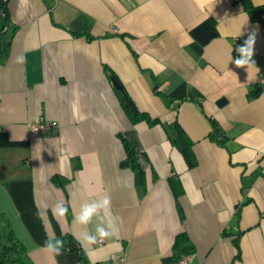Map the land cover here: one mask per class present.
Returning <instances> with one entry per match:
<instances>
[{
  "label": "crops",
  "instance_id": "0c3cea01",
  "mask_svg": "<svg viewBox=\"0 0 264 264\" xmlns=\"http://www.w3.org/2000/svg\"><path fill=\"white\" fill-rule=\"evenodd\" d=\"M6 2L16 30L0 66V212L23 264H264V0ZM249 38L251 62L237 67V40ZM112 77L155 125L129 121ZM36 123L57 127L35 134ZM176 123L193 143L191 170ZM119 135L143 175L120 167ZM105 193L119 247L86 250L73 215ZM180 233L195 251L171 260ZM53 237L66 239L55 257L41 250Z\"/></svg>",
  "mask_w": 264,
  "mask_h": 264
},
{
  "label": "trees",
  "instance_id": "16d2710c",
  "mask_svg": "<svg viewBox=\"0 0 264 264\" xmlns=\"http://www.w3.org/2000/svg\"><path fill=\"white\" fill-rule=\"evenodd\" d=\"M0 11L3 13L4 16V18L0 17V66H1L8 61L11 40L16 28L11 27V22L8 17L6 0H0ZM254 12H255V16L257 18H260V14L264 13V7L258 9L256 8L254 9ZM7 24L10 26V28H12L10 32H5ZM240 56L241 53L234 52L235 60L240 58ZM126 98L127 96L125 95V93L120 91L119 92L120 103L126 115L129 117L130 119L129 121H131L133 124H136L139 121L140 122L145 121L151 126L157 123V120H151L149 116H147L146 114L140 113L136 110L131 112L129 108L126 107L127 106L125 100ZM173 133H175L181 140V144H178L176 141H173V144L175 145L174 147L178 149L181 156L183 157L182 160L185 161L187 168L189 170L195 168L197 164V160L192 150V146H193L192 141L185 135V133L177 123L174 125ZM221 136L222 135L220 134L217 125L211 121V131L208 135V138L211 141H214L215 143L221 145V142L217 141V139ZM118 138L123 146L122 149H124V153H125L124 159L121 162H119L120 167L123 169H129L134 173H139L140 175H143V171L141 170L137 160L134 144L131 141L122 137L121 135H119ZM52 183L57 186H63L65 180L60 179V177L58 176H54L52 178ZM178 213L180 219H182L183 215L180 208H178ZM172 244H173L172 255L170 258L171 260L178 257H186L192 255L195 251L192 242L185 233L178 234L175 237L174 242ZM24 254H25L24 248L22 244L14 236L9 220L2 212H0V264H23ZM81 261L83 264H87L85 258H81Z\"/></svg>",
  "mask_w": 264,
  "mask_h": 264
},
{
  "label": "clouds",
  "instance_id": "9594fccd",
  "mask_svg": "<svg viewBox=\"0 0 264 264\" xmlns=\"http://www.w3.org/2000/svg\"><path fill=\"white\" fill-rule=\"evenodd\" d=\"M254 40L249 38L244 47L238 49L241 53L240 58L235 60L237 67H245L251 62L252 46ZM19 62L23 61V57H17ZM69 209L64 201H57L52 206L53 217L65 219ZM73 224L79 229L76 234L77 240L86 250H91L94 245L100 241H113V247H119L116 241L120 237V218L112 211L111 196L107 193L99 198L85 200L74 212ZM65 244L61 238H49L45 241L43 252L55 257L62 253ZM102 251V250H101Z\"/></svg>",
  "mask_w": 264,
  "mask_h": 264
},
{
  "label": "built area",
  "instance_id": "2783aa9c",
  "mask_svg": "<svg viewBox=\"0 0 264 264\" xmlns=\"http://www.w3.org/2000/svg\"><path fill=\"white\" fill-rule=\"evenodd\" d=\"M231 1V0H228ZM247 39H239L237 40V43L240 45H245ZM57 125L56 123H36V124H31L30 125V130L32 133L39 134V133H44L45 131H50L53 133L56 129ZM101 243V241L99 242ZM110 264H123V260L118 259L117 257L112 256L109 259Z\"/></svg>",
  "mask_w": 264,
  "mask_h": 264
},
{
  "label": "water",
  "instance_id": "95a60500",
  "mask_svg": "<svg viewBox=\"0 0 264 264\" xmlns=\"http://www.w3.org/2000/svg\"><path fill=\"white\" fill-rule=\"evenodd\" d=\"M0 17H3V18H4L3 13H2L1 11H0ZM8 27H9V25L7 24L6 29H5V32H7ZM110 80L112 81L114 87H115L117 90H119V91L122 90L121 85L119 84V81H118L115 77H112ZM125 100H126V105H127L126 107H128L129 110H130L131 112H133V111H134V107H133V104L131 103V101H129L128 98H126Z\"/></svg>",
  "mask_w": 264,
  "mask_h": 264
}]
</instances>
